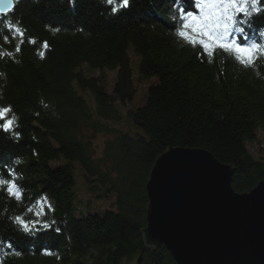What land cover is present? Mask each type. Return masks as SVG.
I'll use <instances>...</instances> for the list:
<instances>
[{
	"label": "trees",
	"instance_id": "1",
	"mask_svg": "<svg viewBox=\"0 0 264 264\" xmlns=\"http://www.w3.org/2000/svg\"><path fill=\"white\" fill-rule=\"evenodd\" d=\"M194 5L16 0L12 11L0 13V108L16 117L11 130L0 127V179L14 178L24 193L17 200L0 187V264H177L164 245L148 247L141 233L151 170L171 146L204 148L234 165L237 191L264 179V159L249 149L264 130V78L256 76L258 70L264 77V53L251 66L221 50L209 62L177 35L179 9L195 12ZM258 7V14L237 17L236 29L245 31L234 34L264 44V0ZM130 51L140 57L138 81L151 80L143 103L128 108L136 133L102 120H121L118 102L134 100ZM86 68L116 70L113 92ZM82 90L92 94L95 108ZM99 133L112 138L97 157ZM73 161L91 192L114 199L112 208L81 211ZM17 217L41 226L26 231Z\"/></svg>",
	"mask_w": 264,
	"mask_h": 264
},
{
	"label": "water",
	"instance_id": "2",
	"mask_svg": "<svg viewBox=\"0 0 264 264\" xmlns=\"http://www.w3.org/2000/svg\"><path fill=\"white\" fill-rule=\"evenodd\" d=\"M235 170L204 148L163 151L146 185L145 244L166 246L177 264H264V179L240 192Z\"/></svg>",
	"mask_w": 264,
	"mask_h": 264
},
{
	"label": "snow or ice",
	"instance_id": "3",
	"mask_svg": "<svg viewBox=\"0 0 264 264\" xmlns=\"http://www.w3.org/2000/svg\"><path fill=\"white\" fill-rule=\"evenodd\" d=\"M120 2L124 7L130 5V0H120ZM186 2L192 4V0H186ZM108 3L112 4L113 0H108ZM5 6L11 7V0H0V12L5 10ZM194 6L195 12H186L183 8L179 9L183 23L178 29L177 35L193 47L198 46L202 50L201 55L207 56L209 62H211V57L216 54V51L221 50L234 55L241 64L251 66L259 59L258 54L264 53V44L257 41L249 42L246 35L241 38L234 34L235 31L240 33L245 31L243 27L236 29L237 17L241 15L250 17L259 13L258 0H195ZM117 10V8H113V11ZM8 27L23 38L24 33L20 27H14L11 23ZM29 43L34 44L35 40H30ZM43 46L46 49L47 42H44ZM16 51H21L19 45ZM39 54L43 58L44 53L40 52ZM9 55L11 54L9 53ZM10 112L11 108H0V120L4 121L0 127L5 131L11 130L16 121L14 115L9 118ZM0 187H4L8 195L14 199L23 198V189L14 178L0 179ZM41 203L43 204L44 201L42 200ZM48 207L51 208V205L49 204ZM28 211H32V209L29 208ZM40 214L37 212V216ZM16 221L26 231L41 226L36 221L29 223L22 217H17ZM42 226L44 228L50 227L48 223H44Z\"/></svg>",
	"mask_w": 264,
	"mask_h": 264
},
{
	"label": "rangeland",
	"instance_id": "4",
	"mask_svg": "<svg viewBox=\"0 0 264 264\" xmlns=\"http://www.w3.org/2000/svg\"><path fill=\"white\" fill-rule=\"evenodd\" d=\"M132 64H133V77L136 85L137 92L135 94L134 100L129 102V104H122L118 102L119 110L123 116V118L119 121L114 119H102L103 122L109 124L114 128L123 129L125 131H131L136 133L139 130L136 127L128 114L129 109L131 107H136L143 103L144 97L146 95L147 88L151 83V80L138 81L137 79V64L140 61V57L136 56L133 51H130ZM87 73L90 75L98 76L104 80L105 86L109 92H113L114 85L117 80V71L116 70H90L86 68ZM83 95L87 98V100L91 103V106L95 108V101L93 96L88 91H81ZM112 138L109 133H99L94 142L96 156L100 157L105 148L106 141ZM249 149L253 153V155L257 158L264 159V130H258L257 140L249 143ZM74 166L76 167L77 174V205L81 207V211L87 212H101L103 213L106 209L112 208L114 206V199H99L96 193L91 192L89 184L86 182L84 177V170L80 164V162L73 161ZM121 264H135L133 260L124 259Z\"/></svg>",
	"mask_w": 264,
	"mask_h": 264
},
{
	"label": "clouds",
	"instance_id": "5",
	"mask_svg": "<svg viewBox=\"0 0 264 264\" xmlns=\"http://www.w3.org/2000/svg\"><path fill=\"white\" fill-rule=\"evenodd\" d=\"M0 76H3V73H0ZM256 76L258 77V78H264V77H261V73L257 70L256 71ZM41 103L43 104V101H41ZM47 105H45V107H46Z\"/></svg>",
	"mask_w": 264,
	"mask_h": 264
},
{
	"label": "bare ground",
	"instance_id": "6",
	"mask_svg": "<svg viewBox=\"0 0 264 264\" xmlns=\"http://www.w3.org/2000/svg\"><path fill=\"white\" fill-rule=\"evenodd\" d=\"M213 153V152H212ZM214 154V153H213ZM215 155V154H214ZM166 247V246H165ZM167 248V247H166Z\"/></svg>",
	"mask_w": 264,
	"mask_h": 264
}]
</instances>
